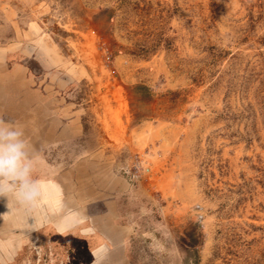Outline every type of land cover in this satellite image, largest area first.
<instances>
[{"label":"rangeland","instance_id":"1","mask_svg":"<svg viewBox=\"0 0 264 264\" xmlns=\"http://www.w3.org/2000/svg\"><path fill=\"white\" fill-rule=\"evenodd\" d=\"M0 119L34 178L132 190L131 264H264V0H0Z\"/></svg>","mask_w":264,"mask_h":264},{"label":"crops","instance_id":"2","mask_svg":"<svg viewBox=\"0 0 264 264\" xmlns=\"http://www.w3.org/2000/svg\"><path fill=\"white\" fill-rule=\"evenodd\" d=\"M30 127L32 128V123ZM59 143L61 142L53 144ZM108 178L102 185L93 183L90 191L81 197L63 192L61 174L56 182L51 177L41 179L47 181L43 199L35 207L28 209L21 208L13 200L0 199V210L2 216L8 218L11 224L9 226L21 223V226L31 230L27 235L32 234L31 238H27L29 240L22 242L20 236L10 229L7 233H2L8 235V238H3V242V239L0 241V260L3 264H16L19 259H24L26 264L41 260L47 264H63L68 261L70 264L77 259L87 260L89 264H118V261L120 264H131V260L135 258L134 250L129 248V240L134 225L131 220L121 218L122 214L118 216L119 220L113 219V216L116 214L115 199H127L132 190L116 192L114 179L111 176ZM45 207L56 214L57 218L50 217ZM120 212H123L122 208ZM101 215H110L111 219L103 223L102 220L99 221ZM45 229L50 231H39ZM35 231H38L37 235H34ZM23 246H28L29 250L35 247L40 252L20 253Z\"/></svg>","mask_w":264,"mask_h":264},{"label":"clouds","instance_id":"3","mask_svg":"<svg viewBox=\"0 0 264 264\" xmlns=\"http://www.w3.org/2000/svg\"><path fill=\"white\" fill-rule=\"evenodd\" d=\"M42 166L24 125L0 119V199L13 200L25 209L39 204L47 181L34 178V173Z\"/></svg>","mask_w":264,"mask_h":264},{"label":"built area","instance_id":"4","mask_svg":"<svg viewBox=\"0 0 264 264\" xmlns=\"http://www.w3.org/2000/svg\"><path fill=\"white\" fill-rule=\"evenodd\" d=\"M148 171H149L148 168H142L140 161H136L133 164L132 168L130 169L129 175L131 176L133 180H138L141 178L142 174ZM196 213L199 219L203 218V213L201 212V208L197 207Z\"/></svg>","mask_w":264,"mask_h":264}]
</instances>
